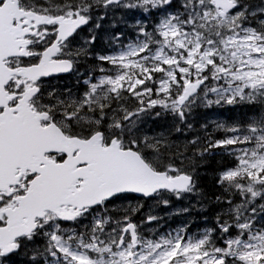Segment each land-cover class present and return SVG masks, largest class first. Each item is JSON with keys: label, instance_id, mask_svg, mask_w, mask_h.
I'll return each mask as SVG.
<instances>
[{"label": "snow or ice", "instance_id": "obj_1", "mask_svg": "<svg viewBox=\"0 0 264 264\" xmlns=\"http://www.w3.org/2000/svg\"><path fill=\"white\" fill-rule=\"evenodd\" d=\"M0 264H264V0H0Z\"/></svg>", "mask_w": 264, "mask_h": 264}, {"label": "trees", "instance_id": "obj_2", "mask_svg": "<svg viewBox=\"0 0 264 264\" xmlns=\"http://www.w3.org/2000/svg\"><path fill=\"white\" fill-rule=\"evenodd\" d=\"M120 26L117 31L120 30ZM127 32V30H125ZM103 36V35H102ZM99 47L103 45V39L98 43ZM246 109L241 107H232L225 105L224 107H213L211 109H198L197 115L195 117L194 123L196 124L197 129H199L200 124L208 122L209 126L212 128L214 125L211 123L212 121H221V122H232L236 120H240L244 118ZM215 120H212L214 119ZM210 128V130H211ZM217 135H222V133H217ZM217 167L215 161H213L206 170L201 172V179H200V188L201 190L209 197H214V194H218L217 189L213 187L212 179H213V169ZM194 202L196 203V199L193 198ZM181 203V201H179ZM206 207L202 209L199 205L200 209H196L195 215L199 216V210H203V213H206L207 218H213L214 216V205L210 202H205ZM165 209L160 208L159 212H163ZM192 227H193V223ZM212 224V223H211ZM193 230V228H192ZM194 231V230H193Z\"/></svg>", "mask_w": 264, "mask_h": 264}, {"label": "rangeland", "instance_id": "obj_3", "mask_svg": "<svg viewBox=\"0 0 264 264\" xmlns=\"http://www.w3.org/2000/svg\"><path fill=\"white\" fill-rule=\"evenodd\" d=\"M184 203H187V204H188L189 202L184 201ZM191 203H192V204H195V203L192 202V201H191ZM179 208H180V207H179ZM179 208H175L174 210H177V209H179ZM176 227H177V226H176ZM176 227H175V228H176Z\"/></svg>", "mask_w": 264, "mask_h": 264}, {"label": "bare ground", "instance_id": "obj_4", "mask_svg": "<svg viewBox=\"0 0 264 264\" xmlns=\"http://www.w3.org/2000/svg\"><path fill=\"white\" fill-rule=\"evenodd\" d=\"M121 27V26H120Z\"/></svg>", "mask_w": 264, "mask_h": 264}]
</instances>
